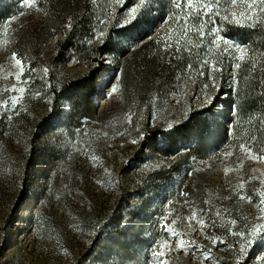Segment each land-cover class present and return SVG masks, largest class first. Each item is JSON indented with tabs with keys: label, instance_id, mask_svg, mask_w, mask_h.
Wrapping results in <instances>:
<instances>
[{
	"label": "rangeland",
	"instance_id": "1",
	"mask_svg": "<svg viewBox=\"0 0 264 264\" xmlns=\"http://www.w3.org/2000/svg\"><path fill=\"white\" fill-rule=\"evenodd\" d=\"M27 2L0 0V264H264V160L241 149L264 155V102L245 88L264 72L259 0L241 25L228 22L241 0L214 18L245 46L239 70L236 49L210 45L212 22L165 50L184 16L172 0H145L124 25L138 0ZM205 58L223 69L215 86L196 71ZM186 132V145L166 138ZM188 147L199 154L178 161Z\"/></svg>",
	"mask_w": 264,
	"mask_h": 264
},
{
	"label": "snow or ice",
	"instance_id": "2",
	"mask_svg": "<svg viewBox=\"0 0 264 264\" xmlns=\"http://www.w3.org/2000/svg\"><path fill=\"white\" fill-rule=\"evenodd\" d=\"M144 2H145V0H138V4L136 6L130 8V9H126V11L128 12V16L123 21H121L120 24L124 25V24L129 23L131 20L135 19L136 14H137V8L140 5L144 4ZM172 2H173L176 9L184 12V16L181 17V16H179V14H177L175 17H172V24L177 25L178 28H173V26L170 25L169 30H168V36H171L174 31L178 32L179 34L174 37V40H169L166 37L162 38L164 45H165V50H167L171 46L172 43H175L177 51L180 50L181 37L187 36L188 26H189L190 21H192V20H198L199 21L198 24H193L192 27L196 30L195 35L199 36L200 40H203L205 38V35H206V33L203 31L205 24L208 22H212L213 27H212V29L209 30L210 33L212 34V39L210 40V45L213 47H216V48H219V47H221V45H223L224 51H230L232 49H236V54H234V59L236 61L234 67L237 70H239L241 67V62H243L245 60V57H246V55H248V53H246V51H245V46L232 44L229 42L228 38L219 34V28L216 26L214 18L221 16V12L219 10L221 0H214V2H209V0H172ZM241 2L246 3V8L243 12H241L239 14L234 13L233 19L231 21H228L227 15H223L222 19L225 21H228L229 23L241 25V21L243 19L251 17L252 13H253V9L257 3V0H241ZM115 3L119 4V5H124L126 3V0H115ZM236 3H237V0H227V4L229 6L235 5ZM259 4L261 7H264V0H259ZM182 5H183V7H182ZM27 6L28 7L36 6L35 0H28ZM168 20H169V17H166L163 24L165 22H167ZM101 22H103V21H101ZM103 35H104L103 32H99V33L94 35V38H99L100 36H103ZM188 50H189V52L191 51V46H188ZM12 56H13V59L15 60V65L19 66V68H20V74L16 76V79L19 81L20 75H22L23 71H24V62L21 58H17V54L15 52L12 54ZM205 67L207 68V72H205ZM192 70H193V65L191 63H189L185 69V71L187 73H189V79H191L190 73L192 72ZM45 71H47V70H45ZM196 71L198 72V74L202 78L205 75H207L209 80L212 81L213 86H215V77L212 76V73L213 72H222L223 69L218 67V65L215 62L210 61L209 59L205 58V59H202L200 61V63L196 66ZM234 80H236V78H234ZM237 83H238V80H236V83L231 85V87H233L234 90L236 88ZM208 86H209L208 83H205L203 85V87L205 89H207ZM116 90L117 89L115 87H113L111 89L112 92H115ZM18 91L20 93H22V92H24V89L21 88ZM197 98H199V97H197ZM16 99H17L16 97L13 98V103L16 102ZM132 142L136 143L135 140H133ZM241 149H242V151H245L247 153V156L249 159L264 160V155H260L259 153L254 155L252 153V150L250 148H246V146L243 144L241 145ZM239 187L241 189H243L244 185L241 184ZM240 198L244 199L245 197L242 195ZM248 199H249V201L251 200L250 197ZM261 202L264 203V194H261ZM193 218H195V212L193 213V217H191L189 219H193ZM197 222L200 224L204 223V221L202 219L197 221ZM232 223L235 224V221L233 220ZM166 231L172 232L171 229H167V228H166ZM232 234L239 235L241 237L244 236V233H232ZM252 234H255V233L253 232ZM172 235H179V234L172 232ZM221 242H223V241H221ZM179 245L181 248H184L186 246L185 241L182 238L179 239ZM240 248H241V251L243 252L244 251V245H240ZM197 250H199V249H197ZM161 254L162 253H157V255H161ZM207 258H208L207 255H205V259H207ZM161 264H163V262H161Z\"/></svg>",
	"mask_w": 264,
	"mask_h": 264
},
{
	"label": "trees",
	"instance_id": "3",
	"mask_svg": "<svg viewBox=\"0 0 264 264\" xmlns=\"http://www.w3.org/2000/svg\"><path fill=\"white\" fill-rule=\"evenodd\" d=\"M227 1V0H226ZM227 4V3H226ZM228 5V4H227ZM152 43H145L142 44L137 51H133L130 56L133 58H137L138 54H140L141 52H143L144 50H146L149 46H151ZM130 58H126V60H129ZM264 71V70H263ZM126 75H128L127 69L124 72ZM240 74V73H239ZM239 81L241 80L242 82V78L243 76L240 74L239 75ZM94 82V81H93ZM92 82V83H93ZM239 84V83H238ZM246 91H248V95H247V99H248V105H252V104H258L260 102H264V97L261 96L262 93H264V72L261 73H257L255 72L253 75H250V79L246 82ZM239 99L238 98V103H239ZM239 105V104H238ZM184 127H180L178 130L181 131L183 130ZM190 135L188 132H186V134H184L183 136H181L179 138V140H175L172 135L171 136H166L167 139L172 140V143H178L179 144H183L186 145V143L190 140ZM196 140H200L198 137H196ZM199 154L198 152V147H188L186 152L184 153H180L179 155H177V159L178 161H183L185 160V162L190 161L193 157H196ZM192 184L188 185L187 188L185 189L186 193L189 192V190L191 189Z\"/></svg>",
	"mask_w": 264,
	"mask_h": 264
}]
</instances>
